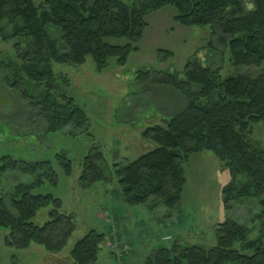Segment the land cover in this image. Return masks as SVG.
<instances>
[{
	"label": "trees",
	"instance_id": "16d2710c",
	"mask_svg": "<svg viewBox=\"0 0 264 264\" xmlns=\"http://www.w3.org/2000/svg\"><path fill=\"white\" fill-rule=\"evenodd\" d=\"M0 0V36L25 39L18 56L25 64L19 69L29 79L44 86L35 101L42 108L48 132L83 129L85 111L58 88L53 64H82L91 56L98 69L115 57L124 65L146 27V16L163 6H173L174 20L186 26L214 28L216 42L228 47L234 67L264 66V0ZM106 38L125 40L114 45ZM211 40L208 46H213ZM171 54V53H169ZM209 58L207 60L209 61ZM3 61H0V67ZM184 78L178 73L157 72L155 82L182 94L185 106L162 123L147 127L142 136L156 147L125 164L116 163L120 195L128 205H147L151 210L164 206L167 214L179 210L186 183L184 166L193 154L211 151L228 170L229 181L221 188L223 207L235 211L248 200L259 211L252 215L261 226L255 239L251 228L227 217L215 227L216 244L184 246L179 242L150 253L144 264H264V147L249 139L253 124L264 131V69L256 75L237 73L222 78L218 69L196 58L185 64ZM10 76V75H9ZM151 78L153 73H141ZM143 77V78H144ZM57 164L66 176L72 173L71 160L57 155ZM106 160L99 150L90 151L83 161L78 184L90 189L106 180ZM8 171L31 175L29 183H19L0 196V227L9 229L4 243L18 249L31 244L58 253L76 228L74 216L62 212L60 198L50 193H34L49 182L58 184L52 161L36 162L0 157V178ZM1 181V179H0ZM51 206L49 219L36 225L32 219ZM104 233L91 229L74 245V264H96ZM236 244L239 245L236 248Z\"/></svg>",
	"mask_w": 264,
	"mask_h": 264
},
{
	"label": "rangeland",
	"instance_id": "374dc122",
	"mask_svg": "<svg viewBox=\"0 0 264 264\" xmlns=\"http://www.w3.org/2000/svg\"><path fill=\"white\" fill-rule=\"evenodd\" d=\"M34 3L41 7L44 0H34ZM245 4L247 9L251 8L249 1ZM176 14L171 5L148 14L138 49L130 53L124 65H118L116 58L110 57L107 65L98 69L91 56L82 64H53L58 88L72 98L88 118L83 129L71 133L68 132L70 127L55 133L46 130L42 108L35 103L44 93V86L19 70L25 62L17 53L25 48L26 40H4L0 36V61H3L0 67V157L52 161L58 184L53 186L46 182L34 193H50L60 198L61 211L72 214L76 225L58 253H50L37 244L24 249L8 246L4 237L9 229L0 227V264H74L71 250L91 229L106 236L96 264H144L150 253L175 242L210 248L216 244V225L227 217L251 228L248 238L257 237L261 222L252 218L254 212L259 211L254 201L242 203L236 211L235 207L229 211L224 209L221 188L229 181V173L209 150L193 154L184 166L186 183L181 205L171 216L164 206L155 210L147 205L132 206L124 203L120 195L115 164L133 161L154 149L156 143L144 138L143 131L162 123L185 106L180 92L155 82L157 72L178 73L182 79L185 64L194 58L218 69L222 78L237 73L256 75L264 69V66H232L229 48L217 44L212 26L182 25L174 20ZM211 40L214 45L209 47ZM18 42L21 45L17 51ZM106 42L121 45L125 40L106 38ZM146 71L153 76H141ZM248 137L264 147L262 124H253ZM93 150L101 151L106 160L107 179L90 189H82L78 178L84 157ZM61 153L71 160L70 176L57 164V155ZM0 179L1 196L19 183L31 182L33 177L8 171ZM51 208H42L32 222L43 225L49 219Z\"/></svg>",
	"mask_w": 264,
	"mask_h": 264
}]
</instances>
